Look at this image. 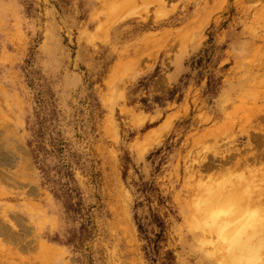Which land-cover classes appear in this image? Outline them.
<instances>
[{
    "label": "rangeland",
    "instance_id": "rangeland-1",
    "mask_svg": "<svg viewBox=\"0 0 264 264\" xmlns=\"http://www.w3.org/2000/svg\"><path fill=\"white\" fill-rule=\"evenodd\" d=\"M0 264H264V0H0Z\"/></svg>",
    "mask_w": 264,
    "mask_h": 264
},
{
    "label": "crops",
    "instance_id": "crops-1",
    "mask_svg": "<svg viewBox=\"0 0 264 264\" xmlns=\"http://www.w3.org/2000/svg\"><path fill=\"white\" fill-rule=\"evenodd\" d=\"M213 24L216 25V19L213 20ZM185 58L186 57L183 58V56L179 57L180 61H179L178 64H181V66H180L181 69L180 68H176V69L172 70L171 74L174 75V79H178L182 75V65H183L182 61L183 60H184V72H185V70H186L185 69V62H186Z\"/></svg>",
    "mask_w": 264,
    "mask_h": 264
},
{
    "label": "trees",
    "instance_id": "trees-1",
    "mask_svg": "<svg viewBox=\"0 0 264 264\" xmlns=\"http://www.w3.org/2000/svg\"><path fill=\"white\" fill-rule=\"evenodd\" d=\"M154 220L156 221V223L158 224V227L160 228V233H163L164 225L161 222V219H159L157 216H154ZM139 228H140L141 232L143 233V231H144L143 225H140ZM155 236L157 238H161L162 237V235L160 236V234H156ZM155 250H156V248H153L152 252H154Z\"/></svg>",
    "mask_w": 264,
    "mask_h": 264
},
{
    "label": "bare ground",
    "instance_id": "bare-ground-1",
    "mask_svg": "<svg viewBox=\"0 0 264 264\" xmlns=\"http://www.w3.org/2000/svg\"><path fill=\"white\" fill-rule=\"evenodd\" d=\"M221 222H222V221H221ZM221 222H220V223H221ZM230 223H231V221H230Z\"/></svg>",
    "mask_w": 264,
    "mask_h": 264
}]
</instances>
